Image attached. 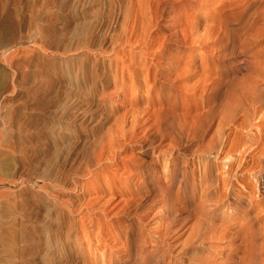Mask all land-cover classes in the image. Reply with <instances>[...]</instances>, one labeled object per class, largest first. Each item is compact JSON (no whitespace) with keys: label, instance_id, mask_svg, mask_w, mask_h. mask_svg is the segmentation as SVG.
Masks as SVG:
<instances>
[{"label":"rangeland","instance_id":"1","mask_svg":"<svg viewBox=\"0 0 264 264\" xmlns=\"http://www.w3.org/2000/svg\"><path fill=\"white\" fill-rule=\"evenodd\" d=\"M131 1L0 0V264H264V0H159L145 47Z\"/></svg>","mask_w":264,"mask_h":264},{"label":"bare ground","instance_id":"2","mask_svg":"<svg viewBox=\"0 0 264 264\" xmlns=\"http://www.w3.org/2000/svg\"><path fill=\"white\" fill-rule=\"evenodd\" d=\"M133 1V7H128L125 6L122 8L121 10V20H119V12H118V15L117 16H114L110 19V22H109V26L107 27L106 29V33H110L113 29V27H115V25L117 23L120 22V24H122V28H123V32H124V37H125V40L128 42V43H132V44H135V43H138L139 45H145L146 43H148L151 39L155 40V35H154V29H156L155 27L158 26L159 24V21L162 19L161 17V13L159 12L161 9L158 5V2H160L159 0H132ZM131 1V2H132ZM162 1V0H161ZM207 2V4H210L211 2H215L217 1L219 4V6L221 7H226L227 5L229 6V4L232 5V1L233 0H204ZM234 1H239V0H234ZM132 4V3H130ZM162 4V2H161ZM160 4V5H161ZM237 4V3H236ZM217 7V6H216ZM218 10V9H217ZM218 13H222V9L219 10V11H216ZM161 15H160V14ZM219 14H214V15H211V18L213 19H216L217 16ZM224 15V14H223ZM223 15H220L219 16V20L221 21V19L223 18ZM14 17V16H13ZM16 18V17H14ZM209 19V18H208ZM14 20V19H13ZM201 19L199 17V15H195L193 17H191L190 20L188 19H179V21L175 24V28L176 26L180 27L181 29V33H180V37H181V40H183L184 42L190 40L191 42H193L194 44L198 43V45H200L201 43H203V40L205 39V37H209V34H211V28L209 25H205L204 23L201 22ZM18 21H16L17 23ZM221 24V23H220ZM222 25V24H221ZM119 26V25H118ZM215 26V25H214ZM214 28H212L213 30ZM178 31V29H177ZM178 31V32H179ZM214 31V30H213ZM216 32V31H214ZM175 33V32H174ZM173 34V33H172ZM171 35V34H170ZM174 35V34H173ZM177 36V35H176ZM211 36V35H210ZM158 37V36H157ZM167 37V36H165ZM209 38H212L209 37ZM160 39V38H159ZM169 39V38H168ZM171 39V38H170ZM178 39V38H177ZM165 40V39H164ZM206 40V39H205ZM166 41V40H165ZM168 41V40H167ZM178 41V40H177ZM152 42V40L150 41ZM205 42V41H204ZM137 44V45H138ZM202 45V44H201ZM200 45V46H201ZM146 46V45H145ZM144 46V47H145ZM150 46V45H149ZM140 51V50H139ZM144 64H140L137 65V66H132L130 68H127L129 69V72L126 74V75H129L130 74V78L134 81V82H139V84L143 85V84H146L147 83V80L149 78V76H146L144 77V72H145V62H142ZM100 63L99 62H94L93 64V68L91 69L90 71V74H94V75H97V77L99 76V74H97V72L99 71V68H98V65ZM92 66V65H91ZM129 67V66H128ZM252 67V66H251ZM262 69V68H261ZM261 69H260V72H261ZM258 70V69H257ZM264 70V69H263ZM203 71H204V67H201V69L199 70V73L200 75L203 74ZM254 71V73L256 72L255 68L252 70ZM103 72V71H102ZM259 72V71H258ZM257 72V73H258ZM259 72V73H260ZM100 73V72H99ZM263 74V72H262ZM261 74V75H262ZM260 77V76H259ZM263 77V75H262ZM109 78V74H102V82L105 83L106 81H108L107 79ZM144 78V81L143 79ZM101 80V78H99ZM260 79V78H259ZM202 81V78H199L198 81H194L195 83L193 84V87H195L196 85H198L200 82ZM97 82V81H96ZM262 83L264 82V80L261 81ZM95 83V82H94ZM108 83V82H106ZM259 85H256L255 89L253 90H250L248 91L247 93H245L244 98H246L245 100L248 101V103H246V105L248 106H253V105H256L255 103H257L258 100H261L263 101V98H264V84H260V82H258ZM257 83V84H258ZM102 84V83H101ZM99 86V85H98ZM244 94V93H243ZM259 102V101H258ZM147 106L149 104H151L150 102H146ZM246 106V107H247ZM248 106V108H249ZM257 114V113H256ZM248 117V116H247ZM246 118V117H245ZM243 118V119H245ZM85 119V117H84ZM246 119H250V118H246ZM247 122V123H246ZM92 123V122H91ZM249 121H246V120H243L242 123H239L240 126H247L246 124H248ZM258 126V125H257ZM244 128V127H243ZM251 129V128H250ZM259 130V128H258ZM263 129H260V132H259V135H258V132L256 134L255 137H253L252 135L250 136L251 137V142H250V145H247L250 147V150H254V152L258 149L259 152L261 151L263 156H264V133L261 131ZM239 139V138H237ZM246 143L247 142H244V140H242L240 142L239 145L235 146V147H242V146H246ZM239 150V149H238ZM241 151H242V148H241ZM244 152V151H243ZM246 152V151H245ZM249 153H252L250 151H248ZM257 152V151H256ZM258 153V152H257ZM245 155V154H244ZM248 155V154H247ZM250 155H253V154H250ZM242 156V155H241ZM262 156V158H263ZM245 156H243L244 158ZM255 157H259L258 155L256 156L255 154ZM261 157V156H260ZM241 158V157H240ZM261 158V159H262ZM245 159V158H244ZM252 160V159H251ZM255 160V159H254ZM77 161V158L75 159L74 161V164L75 162ZM242 161V159H241ZM239 163V166H248V160H244L243 162ZM257 161V159L255 160ZM263 161V160H262ZM252 162V161H251ZM250 162V163H251ZM261 162V161H260ZM253 163V162H252ZM263 163V162H262ZM72 166H75V165H72ZM78 166V165H76ZM229 166H233V162L231 164H229ZM253 166V165H252ZM263 166V165H262ZM169 166L166 164L165 165V169H167ZM250 169V168H249ZM261 169V168H260ZM76 170V167L75 169ZM79 170V169H78ZM254 170V169H253ZM258 171V170H257ZM261 171V170H260ZM251 172V171H250ZM254 171H252L253 173ZM257 173V172H256ZM72 174V173H71ZM254 174V173H253ZM68 175V174H67ZM73 176V175H71ZM65 185H67V183H64ZM248 187V190L249 188H251L249 185L247 186ZM251 191V189H250ZM252 192V191H251ZM255 192V191H253ZM257 192V191H256ZM108 193H110L108 191ZM244 194V193H243ZM255 194V193H254ZM252 193V196L254 195ZM242 195V193H241ZM258 195V194H257ZM243 196H246L245 194ZM251 196V197H252ZM250 197V198H251ZM237 201H239V199H237ZM251 202L252 203H255L253 198H251ZM259 203V202H257ZM256 203V204H257ZM264 203V201H263ZM254 204V205H256ZM261 204V203H260ZM259 204V205H260ZM252 207V206H251ZM251 207L250 205L247 207V209L244 211L245 213H249V211L251 210ZM262 227V226H261ZM264 230V229H263ZM19 239V238H18ZM21 242V240H20ZM18 244H20L18 242ZM20 248L18 247V250ZM17 250V251H18Z\"/></svg>","mask_w":264,"mask_h":264}]
</instances>
